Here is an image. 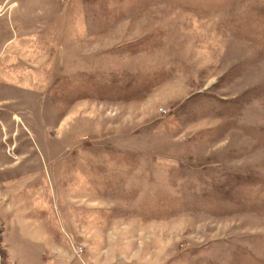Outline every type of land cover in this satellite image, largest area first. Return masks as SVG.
I'll return each mask as SVG.
<instances>
[{"label": "rangeland", "instance_id": "obj_1", "mask_svg": "<svg viewBox=\"0 0 264 264\" xmlns=\"http://www.w3.org/2000/svg\"><path fill=\"white\" fill-rule=\"evenodd\" d=\"M1 264H264V0H0Z\"/></svg>", "mask_w": 264, "mask_h": 264}, {"label": "water", "instance_id": "obj_2", "mask_svg": "<svg viewBox=\"0 0 264 264\" xmlns=\"http://www.w3.org/2000/svg\"><path fill=\"white\" fill-rule=\"evenodd\" d=\"M2 263V254H1V251H0V264Z\"/></svg>", "mask_w": 264, "mask_h": 264}]
</instances>
